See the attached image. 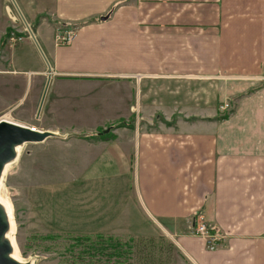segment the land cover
I'll list each match as a JSON object with an SVG mask.
<instances>
[{
    "label": "crops",
    "instance_id": "obj_1",
    "mask_svg": "<svg viewBox=\"0 0 264 264\" xmlns=\"http://www.w3.org/2000/svg\"><path fill=\"white\" fill-rule=\"evenodd\" d=\"M133 5L0 0V116L74 133L128 122L110 136L35 145L41 171L27 189L34 216L73 234L158 230L188 264H264V150L253 139L264 127V89L244 94L263 95L245 104L252 120L198 113L236 92L220 79L244 73L242 57L222 52L227 25L213 34L206 17L165 24ZM60 28L75 32L62 46ZM200 221L223 233L224 246L206 250L189 233Z\"/></svg>",
    "mask_w": 264,
    "mask_h": 264
},
{
    "label": "rangeland",
    "instance_id": "obj_2",
    "mask_svg": "<svg viewBox=\"0 0 264 264\" xmlns=\"http://www.w3.org/2000/svg\"><path fill=\"white\" fill-rule=\"evenodd\" d=\"M129 1L135 2L133 8H144L143 13L147 19L150 17L151 21L168 19L165 24L185 23L202 21L206 17L212 21L213 34L218 33L221 25H227L226 36L228 41L223 42V51H221H228L230 58L235 56L242 57V72L244 73H229L227 77H223L225 80L220 79L218 81L219 87L229 91L235 89L236 92L225 96H214L213 101L209 102L212 108L211 112L198 113L212 114L211 116L214 120L227 118L230 120L234 114H236L235 117L241 116L252 120L250 112L252 107L248 106L249 110L244 107L249 104L253 105V103L261 104L263 95L257 93L251 98H245L244 94L264 89V0ZM159 23L162 22L160 21ZM65 29L60 28L57 31ZM257 61H260V63L257 64ZM250 62H254V64L251 63V68H249ZM253 71L258 73L251 76L248 75V72ZM227 79L232 80L228 81ZM226 81L229 84L228 88ZM223 84L226 85V88H224ZM243 90L245 91L243 92ZM238 103L240 110L238 107V111H236ZM260 111L261 114L258 118L264 120V110L261 109ZM223 116L225 117L222 118ZM158 119L161 121V118ZM175 120L176 116L174 115L168 121L170 122L169 125L173 124ZM125 124L128 125V122H118L116 125H110L108 128L100 129L94 133L53 130L59 134H65V137H49L41 143L51 139L65 140L74 136L88 140L94 139L95 137L93 136L98 133L105 135L107 132V134L111 135L110 130ZM262 125H264V122ZM257 126L259 125L255 127ZM142 128L148 129L145 125H142ZM254 131L255 146L260 147L257 151L264 150L262 149L264 148V127L261 128V131L259 128H255ZM41 143L25 144L20 150L17 161L7 168L2 182V194L9 201L11 208L14 243L21 258L27 259L33 255L35 257L34 264H188L186 258L181 257L175 250L174 245L158 230L153 236L132 235L133 240H129L128 232L123 228L120 229L117 225H114L115 228L111 230L98 233L104 240H107L108 236H111V240H120L121 243L114 249L109 243L104 242V244H101V240L97 241L92 236L96 233L73 234L62 231L57 232L50 229V227L44 226L34 216L29 202H27L29 184L41 171L39 160H32V156L36 153L34 150L35 145ZM201 225H204L210 232H214L211 233V238L205 239L197 234L198 227ZM189 233L199 238L206 250H214L224 246L223 233L218 230L215 231L213 226L206 222L194 223L189 229ZM82 235H89L91 240L96 241L93 243L90 240H82L80 238ZM147 237L152 239H145ZM261 237H264V234Z\"/></svg>",
    "mask_w": 264,
    "mask_h": 264
},
{
    "label": "water",
    "instance_id": "obj_3",
    "mask_svg": "<svg viewBox=\"0 0 264 264\" xmlns=\"http://www.w3.org/2000/svg\"><path fill=\"white\" fill-rule=\"evenodd\" d=\"M49 137L63 138L65 134L35 129L0 116V264H34L33 255L25 259L18 254L13 238L10 203L1 190L6 170L17 161L22 147L28 143H41Z\"/></svg>",
    "mask_w": 264,
    "mask_h": 264
},
{
    "label": "built area",
    "instance_id": "obj_4",
    "mask_svg": "<svg viewBox=\"0 0 264 264\" xmlns=\"http://www.w3.org/2000/svg\"><path fill=\"white\" fill-rule=\"evenodd\" d=\"M75 32L72 29H65V30H59L55 34V41L56 44L61 46V45H66L71 42L73 39ZM17 39V38H15ZM14 40V38H12ZM34 128V127H33ZM211 233H214L213 231L210 232L209 229H207L204 225H201L198 227V232L202 238H211Z\"/></svg>",
    "mask_w": 264,
    "mask_h": 264
},
{
    "label": "trees",
    "instance_id": "obj_5",
    "mask_svg": "<svg viewBox=\"0 0 264 264\" xmlns=\"http://www.w3.org/2000/svg\"><path fill=\"white\" fill-rule=\"evenodd\" d=\"M107 15V14H106ZM225 116H223L222 118H224ZM167 124H170V122H166ZM118 125H120V124H118ZM100 135H104L103 133H98L97 135H95V136H93V137H97V136H100ZM105 135L106 136H110V134H107V132L105 133ZM92 236H94V238H96L97 239V241H99V240H101V244H104V242L105 243H109V245H111V246H113V248L115 249V248H117L118 247V245L121 243L120 242V240H118V239H113V240H111L112 238H111V236H108L107 237V240H104L103 238H102V236L100 235V234H98V233H96V234H93ZM80 238L82 239V240H85V241H87V240H90V241H92L93 243L96 241V240H91V238L89 237V235H82V236H80ZM100 238V239H99ZM102 238V239H101ZM128 239L129 240H133V238L131 237V236H128ZM145 239H147V240H151L152 238L151 237H147V238H145ZM141 240V239H140ZM116 245V246H115Z\"/></svg>",
    "mask_w": 264,
    "mask_h": 264
},
{
    "label": "bare ground",
    "instance_id": "obj_6",
    "mask_svg": "<svg viewBox=\"0 0 264 264\" xmlns=\"http://www.w3.org/2000/svg\"><path fill=\"white\" fill-rule=\"evenodd\" d=\"M6 119V118H5Z\"/></svg>",
    "mask_w": 264,
    "mask_h": 264
}]
</instances>
